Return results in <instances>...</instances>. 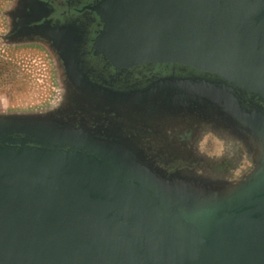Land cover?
I'll return each mask as SVG.
<instances>
[{
	"label": "water",
	"instance_id": "1",
	"mask_svg": "<svg viewBox=\"0 0 264 264\" xmlns=\"http://www.w3.org/2000/svg\"><path fill=\"white\" fill-rule=\"evenodd\" d=\"M94 7L104 24L94 70L104 79L130 87L179 79L264 133V0H102ZM126 28L132 46L138 30L147 46L118 50L114 39ZM152 34L171 41L167 51L146 44ZM109 85L97 87L122 97L146 93ZM0 264H264V173L226 202L195 205L116 150L0 127Z\"/></svg>",
	"mask_w": 264,
	"mask_h": 264
},
{
	"label": "rangeland",
	"instance_id": "2",
	"mask_svg": "<svg viewBox=\"0 0 264 264\" xmlns=\"http://www.w3.org/2000/svg\"><path fill=\"white\" fill-rule=\"evenodd\" d=\"M35 1L0 0V127L111 148L195 205L226 202L264 173V133L205 90L179 79L126 97L80 88L64 37L29 30Z\"/></svg>",
	"mask_w": 264,
	"mask_h": 264
},
{
	"label": "flooded vegetation",
	"instance_id": "3",
	"mask_svg": "<svg viewBox=\"0 0 264 264\" xmlns=\"http://www.w3.org/2000/svg\"><path fill=\"white\" fill-rule=\"evenodd\" d=\"M102 0H36L35 8L40 13L34 22L29 26V30L39 28L52 35L63 36L66 41L69 60L72 62L74 73H77L76 82L82 88V84L88 87L91 85L96 87L102 85L103 82L111 84L110 88L120 91H134V89H143L152 86L156 81H147L139 87H130L129 82L124 79L110 80L104 79L100 72L95 71L99 68L96 57L93 55V45L97 36L103 30L104 24L101 22L95 5ZM132 30L129 28L118 31L114 43L121 52L126 48L131 50L139 49L147 46L141 43L139 37L142 31H134L133 36L136 37L137 45L132 46L130 40L126 38V34ZM165 35L152 34L148 45H156L160 51H167V43L160 38ZM142 44V45H141ZM144 44V45H143ZM98 70V69H97ZM94 73V74H93ZM96 73V74H95Z\"/></svg>",
	"mask_w": 264,
	"mask_h": 264
}]
</instances>
